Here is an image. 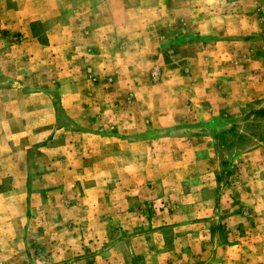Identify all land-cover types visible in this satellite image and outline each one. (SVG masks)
I'll return each mask as SVG.
<instances>
[{
  "label": "rangeland",
  "instance_id": "rangeland-1",
  "mask_svg": "<svg viewBox=\"0 0 264 264\" xmlns=\"http://www.w3.org/2000/svg\"><path fill=\"white\" fill-rule=\"evenodd\" d=\"M0 264H264V0H0Z\"/></svg>",
  "mask_w": 264,
  "mask_h": 264
}]
</instances>
